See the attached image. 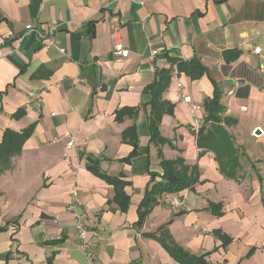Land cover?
Wrapping results in <instances>:
<instances>
[{
    "label": "crops",
    "instance_id": "0c3cea01",
    "mask_svg": "<svg viewBox=\"0 0 264 264\" xmlns=\"http://www.w3.org/2000/svg\"><path fill=\"white\" fill-rule=\"evenodd\" d=\"M26 24H56L55 40L65 54L26 32ZM116 42L127 57L112 54ZM228 49L240 53L226 63L222 53ZM164 52L199 59L209 73L197 80L172 73L163 98L175 107L159 126L174 146H160L164 158L197 164L200 177L190 189L161 197L137 227L147 170L160 174L153 144L146 167L148 108L142 105L154 70L169 66ZM178 83L201 105L213 85L222 91L225 115L237 119L227 130L249 158L239 182L220 173L211 151L198 157L191 128L202 125L205 112L190 110ZM130 106L140 107L135 120L115 121V110ZM20 108L25 114L14 119ZM33 122L21 153L0 175V264H182L152 236L167 222L175 243L191 254L208 252L211 263L264 264V0H0V142L6 128L21 131ZM133 124L142 153L124 162L132 147L121 132ZM80 153L97 157L110 176L123 174L127 211L112 201V187L87 170ZM75 186L88 230L96 231L92 260L79 247L66 207ZM169 198L182 205L172 208ZM219 202L221 214L212 215L209 205ZM216 230L230 242L221 245Z\"/></svg>",
    "mask_w": 264,
    "mask_h": 264
},
{
    "label": "trees",
    "instance_id": "16d2710c",
    "mask_svg": "<svg viewBox=\"0 0 264 264\" xmlns=\"http://www.w3.org/2000/svg\"><path fill=\"white\" fill-rule=\"evenodd\" d=\"M240 51L237 49H228L222 53L226 63L237 58ZM169 66L157 68L154 70V78L144 87V94L148 96V100L142 105L143 108H148L147 111V133L149 136V142L145 146L143 153L146 161V167L150 165L149 161V144H153L157 147L156 156L159 160L160 174L157 172L147 170L150 176L149 181L145 187V193L137 204L136 214L137 221L135 225L137 227L142 226L146 217L159 202L161 197H165L169 194H175L176 192L190 189L194 184L199 181V169L197 164H187L182 157H176L175 159H166L162 154L161 145L167 144L170 147H174L171 141L162 136L159 131V126L164 114L172 115L175 103H171L163 98V93L167 90L172 73L185 74L191 80L200 79L202 75L208 74L206 66L201 60L196 58L181 59L178 57H170L167 52L162 54ZM212 81V79H211ZM214 93L211 98H206L202 102L204 109V120L202 125L198 128V132L195 135V145L200 150L198 157L202 156L205 151H211L213 158L218 163L220 173L226 178L239 182L246 175L243 169V161H249V158L245 156L243 149L235 143V138L227 130V127L235 124L237 119L233 116L225 115V106L220 101L222 91L213 85ZM140 107L130 106L121 107L115 110V121H123L124 118H132L135 120ZM25 114L24 108H20L14 112L13 118H20ZM36 122L30 123L28 127L21 131H13L6 128L2 133V140L0 142V175L11 169V158L21 153L23 143L30 138ZM122 141L129 144L132 147L131 153L125 159L124 162H129L131 158L140 156L142 150L138 147V134L136 133L135 124L125 128L122 132ZM80 157L84 158L87 170H90L94 175L104 179L113 189L114 197L112 201L118 206V208L125 212L129 205V196L124 191V187L129 184L123 177L122 173L117 176H110L101 170L98 163V158L91 154L85 155L80 153ZM253 168V164L251 165ZM156 178H159L156 180ZM258 180L261 177L258 176ZM209 212L212 215L219 216L221 214L222 204L211 203L208 207ZM169 222L160 226L155 234L152 236L160 243L162 247L166 249L173 260L182 264H214L205 260L207 253L204 254H191L181 247L172 238L169 233L167 225ZM5 227H0V230H4ZM216 237L221 241V245L225 246L230 242V237L222 231H215ZM61 240H50L47 242L51 244H58ZM52 256V255H51ZM51 262V258H48V263ZM222 264V263H221Z\"/></svg>",
    "mask_w": 264,
    "mask_h": 264
},
{
    "label": "built area",
    "instance_id": "2783aa9c",
    "mask_svg": "<svg viewBox=\"0 0 264 264\" xmlns=\"http://www.w3.org/2000/svg\"><path fill=\"white\" fill-rule=\"evenodd\" d=\"M57 25H50L49 27L43 28V27H37L33 26L31 24H26L25 30L26 32H32L34 35H36L40 40H44L47 45H52L56 47L62 54H65V49L58 46L57 42L55 40V31H56ZM260 51V47L254 48L253 53L257 54ZM112 54L116 57H127L128 51L125 50L120 42H116L113 45ZM152 60V57L150 58ZM177 88L179 89L180 93L179 96L182 98V100L189 104L191 111H198L202 109V105L194 102L189 95H185L183 93V89L181 88V84H177ZM40 95H37V98H39ZM200 127V124L195 123L191 130L194 131V133H197L198 128ZM66 137H71L67 132L64 133ZM73 145V141L69 140L67 143L68 147H71ZM71 197L68 201L66 207L67 210L71 213L73 217L74 227H75V236L79 242V247L85 250L86 256L89 260H92L95 258V253L93 250L89 249V246L91 245L90 238L92 235H96V231L94 230H88L87 227V221H86V212L85 207L83 205V201L81 199V192H79V189L77 186L73 187L70 191ZM168 196V195H167ZM169 204L172 208H176L182 205V202L179 199H172L169 198Z\"/></svg>",
    "mask_w": 264,
    "mask_h": 264
},
{
    "label": "rangeland",
    "instance_id": "374dc122",
    "mask_svg": "<svg viewBox=\"0 0 264 264\" xmlns=\"http://www.w3.org/2000/svg\"><path fill=\"white\" fill-rule=\"evenodd\" d=\"M203 107V106H202ZM233 134V133H232ZM234 135V134H233ZM235 137V136H234ZM249 165V162L248 161H246V160H244V162H243V166H244V168L246 169L247 168V166Z\"/></svg>",
    "mask_w": 264,
    "mask_h": 264
},
{
    "label": "water",
    "instance_id": "95a60500",
    "mask_svg": "<svg viewBox=\"0 0 264 264\" xmlns=\"http://www.w3.org/2000/svg\"><path fill=\"white\" fill-rule=\"evenodd\" d=\"M256 134H259L261 132V129L255 128Z\"/></svg>",
    "mask_w": 264,
    "mask_h": 264
}]
</instances>
